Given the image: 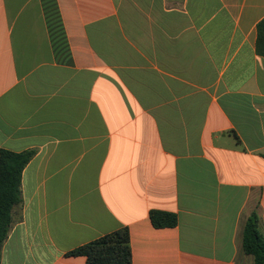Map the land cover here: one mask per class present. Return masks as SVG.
Instances as JSON below:
<instances>
[{
    "label": "crops",
    "instance_id": "0c3cea01",
    "mask_svg": "<svg viewBox=\"0 0 264 264\" xmlns=\"http://www.w3.org/2000/svg\"><path fill=\"white\" fill-rule=\"evenodd\" d=\"M263 19L264 0H0V149L35 152L0 264H86L68 253L121 228L132 264H255Z\"/></svg>",
    "mask_w": 264,
    "mask_h": 264
},
{
    "label": "trees",
    "instance_id": "16d2710c",
    "mask_svg": "<svg viewBox=\"0 0 264 264\" xmlns=\"http://www.w3.org/2000/svg\"><path fill=\"white\" fill-rule=\"evenodd\" d=\"M256 52L264 57V19L257 26ZM34 151L14 153L0 149V263L2 247L9 235L14 209L21 204V179L25 167L34 157ZM150 220L157 229L178 225L175 214L152 210ZM243 249L254 258L255 264H264V237L256 215H252L244 228ZM83 256L86 264H132L130 233L121 228L68 253Z\"/></svg>",
    "mask_w": 264,
    "mask_h": 264
}]
</instances>
